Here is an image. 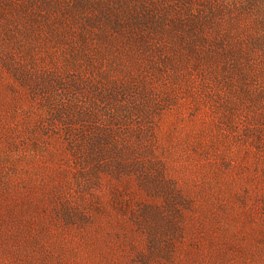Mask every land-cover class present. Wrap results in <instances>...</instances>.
<instances>
[{
    "label": "rangeland",
    "instance_id": "obj_1",
    "mask_svg": "<svg viewBox=\"0 0 264 264\" xmlns=\"http://www.w3.org/2000/svg\"><path fill=\"white\" fill-rule=\"evenodd\" d=\"M0 264H264V0H0Z\"/></svg>",
    "mask_w": 264,
    "mask_h": 264
}]
</instances>
